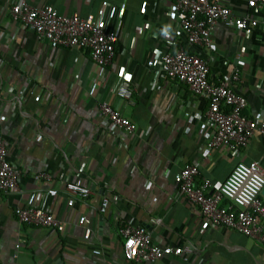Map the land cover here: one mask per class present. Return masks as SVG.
Returning a JSON list of instances; mask_svg holds the SVG:
<instances>
[{
	"label": "crops",
	"instance_id": "obj_1",
	"mask_svg": "<svg viewBox=\"0 0 264 264\" xmlns=\"http://www.w3.org/2000/svg\"><path fill=\"white\" fill-rule=\"evenodd\" d=\"M14 1L0 0V138L23 177L18 192H0V264H264V241L223 228L203 230L199 207L179 191L187 163L212 180V190L239 161L264 165V139L255 135L239 153L220 147L203 157L211 137L208 98L147 65L173 38L207 61L215 82L238 68L235 89L247 98L245 113L264 117L261 12L247 0H228L236 15L256 17L259 24L240 32L219 22L212 30L213 46L206 48L187 41L170 11L172 0H27L40 8L52 5L63 15L101 16L118 32L116 54L102 82L90 50L54 46L14 22ZM125 68L134 105L116 95ZM105 99L136 124L134 133L111 126L100 109ZM41 172L57 177L37 178ZM61 179L88 187L89 196L60 189ZM104 196L110 207L102 213ZM36 205L62 220L63 230L18 220L16 207ZM83 215L89 218L85 225L79 223ZM125 224L149 228L163 244L190 246L192 254L188 260L128 261L120 233ZM86 226L92 230L88 239Z\"/></svg>",
	"mask_w": 264,
	"mask_h": 264
},
{
	"label": "built area",
	"instance_id": "obj_2",
	"mask_svg": "<svg viewBox=\"0 0 264 264\" xmlns=\"http://www.w3.org/2000/svg\"><path fill=\"white\" fill-rule=\"evenodd\" d=\"M228 2L172 0L170 11L174 13L190 44L211 48L212 30L217 23L222 22L240 32L259 24L256 17L236 15ZM247 4L261 12L264 23V0H247ZM10 12L14 22L34 30L39 39H47L54 46L90 50L94 74L104 81L108 72L107 66L115 57L119 40L118 32L109 28L106 19L91 13L81 15L75 12L69 16L63 15L52 5L40 8L27 0L14 1ZM147 65L152 68L159 67L164 78L183 83L193 93L208 98L209 106L205 120L206 126L211 130V137L202 152L203 157H208L211 149L220 147L239 153L249 145L255 135L264 139V117L247 115V98L235 89V82L240 79L238 68L228 77L215 82L210 78L207 61L197 52L177 45L173 38L170 40L169 49L161 54L153 53L148 58ZM116 95L126 104H135L134 87L126 68L121 74ZM100 109L113 128L123 129L130 134L136 131V124L125 117L109 100H103ZM204 131L203 127L200 130V138ZM22 177V168L15 166L8 158L7 141L0 138V192H18ZM36 177L54 179L57 175L41 172ZM58 186L82 197H88L91 192L88 187L78 182L62 179L59 180ZM212 188V180L201 176L198 165H184L179 176V191L199 207L203 217V230L223 228L264 241V200L261 197L264 188V165L257 160L239 161L225 181L217 189ZM109 207L110 199L104 196L100 211L105 213ZM15 214L23 223L58 230L64 228L62 220L43 205L18 206L15 208ZM88 220V216L83 215L79 218V223L85 225ZM120 233L124 238V257L128 261L144 262L168 256L188 260L193 251L190 246L163 244L161 236L154 238L153 232L145 226L125 224L120 228ZM91 234V228L86 226L84 237L88 239ZM93 252L101 254L100 249Z\"/></svg>",
	"mask_w": 264,
	"mask_h": 264
},
{
	"label": "water",
	"instance_id": "obj_3",
	"mask_svg": "<svg viewBox=\"0 0 264 264\" xmlns=\"http://www.w3.org/2000/svg\"><path fill=\"white\" fill-rule=\"evenodd\" d=\"M261 194H262V196L264 197V188H263V190H262V193H261Z\"/></svg>",
	"mask_w": 264,
	"mask_h": 264
}]
</instances>
